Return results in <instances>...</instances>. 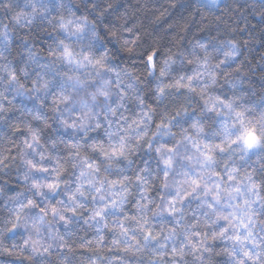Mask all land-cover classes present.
Instances as JSON below:
<instances>
[{"label":"clouds","instance_id":"1","mask_svg":"<svg viewBox=\"0 0 264 264\" xmlns=\"http://www.w3.org/2000/svg\"><path fill=\"white\" fill-rule=\"evenodd\" d=\"M0 264H264V0H0Z\"/></svg>","mask_w":264,"mask_h":264}]
</instances>
